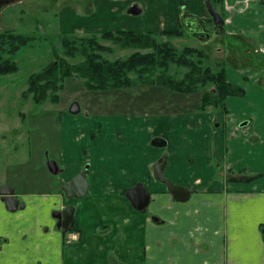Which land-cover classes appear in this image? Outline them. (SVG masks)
Returning a JSON list of instances; mask_svg holds the SVG:
<instances>
[{
  "label": "crops",
  "instance_id": "obj_1",
  "mask_svg": "<svg viewBox=\"0 0 264 264\" xmlns=\"http://www.w3.org/2000/svg\"><path fill=\"white\" fill-rule=\"evenodd\" d=\"M133 4L142 6L137 15L127 13ZM90 6L85 14L64 10L62 29L188 34L183 13L206 23L211 18L206 0H93ZM215 10L224 18L221 30L190 38L210 44V53H222L229 46L224 38H234L264 57V0H223ZM216 37L220 42L214 44ZM226 76L245 90L226 99V112L209 107L65 115L61 170L44 169L56 176L52 187L23 188L12 166L1 174L0 184L15 188L25 207L10 211L0 198V264H264V87L258 84L263 72L238 67ZM156 137L167 145H153ZM164 156V175L190 191L186 200L175 199L155 178V163ZM80 173L88 180L87 194L67 197L62 185ZM137 184L151 196L143 211L127 197ZM68 206L75 208L72 226L58 229L48 214Z\"/></svg>",
  "mask_w": 264,
  "mask_h": 264
},
{
  "label": "rangeland",
  "instance_id": "obj_2",
  "mask_svg": "<svg viewBox=\"0 0 264 264\" xmlns=\"http://www.w3.org/2000/svg\"><path fill=\"white\" fill-rule=\"evenodd\" d=\"M92 1L13 0L0 2V34L32 37L29 44L18 53L3 54L5 57L11 55L18 64L19 70L13 74L0 75V178L1 174H8L10 166L15 167L13 169L22 179L23 188L27 190L29 187L30 190L36 188L47 190L53 186L51 182L56 179V176L44 172L45 160L60 159L62 152L60 126L65 115L75 117L83 114L86 116V111L110 114H128L138 111H195L202 93L213 89V85L206 86L198 93L184 95L157 85L137 84L132 89H108L98 92L89 90L84 78L73 75L63 80L61 89L49 90V96L43 102L36 103L32 94L26 95L28 79L33 73H39L57 59H64L71 65H78L84 61L80 38L91 37L93 34L66 32L62 29L61 17L67 8H76L77 11L85 14L86 10L91 8ZM76 21L74 19L71 26ZM212 26V22L208 24L211 29ZM64 27L68 30L65 25ZM94 34L100 35L101 33ZM67 39L72 41L74 47H77L74 56H67L69 50L65 45ZM160 39L170 41L179 51L186 46L204 50L209 57L203 60V66H210L213 70L219 68L218 63H221L226 70L238 67L261 68L264 77V57L256 52L254 47L245 50L237 39L224 38L225 44L229 46L222 53H217L215 50H213L214 53H210V44L190 38L188 34H184V38L177 42L175 38L171 39L166 36ZM214 39V44L215 41L220 42L219 37ZM98 40L104 46L109 47V50L100 52L103 58L109 61L125 59L135 52L148 53L150 51L123 48L106 39L98 38ZM187 70L186 67L171 65L165 73L181 79ZM163 71L161 67L155 68L153 78ZM130 77L135 79L136 75L130 74ZM258 84L264 87V81ZM75 101L81 107L78 114H72L69 111L71 104ZM84 170H88V163L84 165ZM56 184L59 185L57 182ZM22 200L25 199L22 198ZM58 211L57 209L50 211L48 215L52 220L55 218L54 213ZM49 226V223L44 225V230H47Z\"/></svg>",
  "mask_w": 264,
  "mask_h": 264
},
{
  "label": "trees",
  "instance_id": "obj_3",
  "mask_svg": "<svg viewBox=\"0 0 264 264\" xmlns=\"http://www.w3.org/2000/svg\"><path fill=\"white\" fill-rule=\"evenodd\" d=\"M210 1L215 9L216 5L223 3V0ZM209 21L212 22V19ZM183 34V31L118 30L82 37L80 38L81 53L85 58L84 61L78 65H71L64 59L51 62L42 71L33 73L29 77L26 95L32 94L34 101L41 103L49 96V90L61 89L63 80L73 75L84 78L86 87L98 92L108 89L131 88L137 84H149L165 87L178 94L188 95L198 93L201 88L213 85V89L202 93L200 103L195 107V110L204 112L211 107L226 112V99L229 96H243L244 88L227 80L226 69L221 66V63H218L219 68L216 70L210 66H203V60L209 57V54L204 50L186 46L182 51H179L170 41L160 39L163 36L174 39ZM98 38L109 40L123 48L150 51L148 53L135 52L125 59L109 61L103 58L100 53L109 50V47L101 44ZM31 40L32 37L22 35L0 34V75L13 74L19 70L18 64L11 55L18 53ZM65 45L69 49L67 56H74L77 47H74L72 41L68 39ZM3 54L11 55L5 57ZM171 65L186 67L188 70L181 79H176L165 73ZM158 67L164 71L153 78L155 68ZM130 74H135L136 78H131ZM256 177L258 175L248 179Z\"/></svg>",
  "mask_w": 264,
  "mask_h": 264
},
{
  "label": "water",
  "instance_id": "obj_4",
  "mask_svg": "<svg viewBox=\"0 0 264 264\" xmlns=\"http://www.w3.org/2000/svg\"><path fill=\"white\" fill-rule=\"evenodd\" d=\"M206 5L209 14L212 18L213 28L209 29L205 19H198L189 13H183L181 15V25L186 30V32L194 37H199L200 34L205 35L204 38L210 37L215 31L221 30L222 24H224V18L218 13L210 0H206ZM142 11V6L140 4H133L127 9V13L130 15H137ZM70 113L78 114L81 111V107L78 102H73L69 109ZM244 125L246 123H243ZM152 144L156 146H166L167 141L162 137H156L152 140ZM167 163V157H162L159 161L155 163L154 176L163 183H165L169 191L174 195L175 199L183 201L186 200L190 194V191L183 186L174 185L169 181L164 175V168ZM58 163L56 161L49 167L51 173L56 174L58 170ZM63 190L67 197H77L83 198L88 190L89 183L86 178L85 173H80L74 179L68 183L62 185ZM15 188L10 185L0 184V198L5 202L6 208L10 211H16L17 209H23L24 204H20L19 199L15 196ZM127 197L131 201L132 205L139 211H143L147 208L150 202V194L143 187L142 184H137L135 187L129 188L127 190ZM74 206H68L62 212V217L64 220V230H68L70 224L74 220ZM151 219L156 223H161L162 221L156 217L152 216Z\"/></svg>",
  "mask_w": 264,
  "mask_h": 264
},
{
  "label": "flooded vegetation",
  "instance_id": "obj_5",
  "mask_svg": "<svg viewBox=\"0 0 264 264\" xmlns=\"http://www.w3.org/2000/svg\"><path fill=\"white\" fill-rule=\"evenodd\" d=\"M10 1H13V0H0V2L2 3V2H10ZM211 23V22H210ZM209 24V22H207V25ZM212 25H213V22H212ZM209 28V27H208ZM212 28H213V26H212ZM209 29H211V28H209ZM199 37H201V38H204L205 37V35L203 34V32H202V34H200L199 35ZM54 161H56L57 163H58V161H57V159H47V160H45V167H46V169L51 173V171L49 170V167L53 164V162ZM58 166H59V164H58ZM60 170H61V167L59 166L58 167V170H57V172H60ZM20 204H22V203H20ZM65 209V208H64ZM64 209L63 210H61V211H58V212H56V213H54V215H55V223H56V227L58 228V229H63L64 230V220H63V217H62V212L64 211ZM72 226V223L70 224V226L69 227H71Z\"/></svg>",
  "mask_w": 264,
  "mask_h": 264
}]
</instances>
